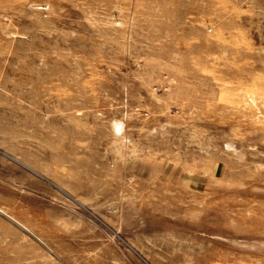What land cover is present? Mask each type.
Instances as JSON below:
<instances>
[{"label":"rangeland","instance_id":"1","mask_svg":"<svg viewBox=\"0 0 264 264\" xmlns=\"http://www.w3.org/2000/svg\"><path fill=\"white\" fill-rule=\"evenodd\" d=\"M0 264H264V0H0Z\"/></svg>","mask_w":264,"mask_h":264}]
</instances>
